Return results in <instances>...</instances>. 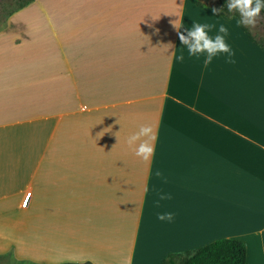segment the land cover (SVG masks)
Segmentation results:
<instances>
[{
	"label": "crops",
	"instance_id": "obj_1",
	"mask_svg": "<svg viewBox=\"0 0 264 264\" xmlns=\"http://www.w3.org/2000/svg\"><path fill=\"white\" fill-rule=\"evenodd\" d=\"M39 3L61 55L0 54V216L32 200L31 226L0 237L31 264H162L220 238L264 264V50L239 18L197 0ZM194 23L227 27L231 55L190 56L173 24ZM142 125L148 161L127 144Z\"/></svg>",
	"mask_w": 264,
	"mask_h": 264
},
{
	"label": "rangeland",
	"instance_id": "obj_2",
	"mask_svg": "<svg viewBox=\"0 0 264 264\" xmlns=\"http://www.w3.org/2000/svg\"><path fill=\"white\" fill-rule=\"evenodd\" d=\"M203 5H207L212 8H217L225 12H229L227 4L229 0H199ZM46 7H41L39 0H0V54L5 55L8 63L15 62L16 53L23 54V57L30 55H40L43 60H46V55L48 51H59V42L56 36H50L49 31H51L49 25L45 22L44 18L46 16ZM230 13L237 14L236 17L241 19L240 13L233 10ZM57 14V12L55 13ZM242 24V23H241ZM245 30H248L252 39L257 41L258 44L261 43L264 46V14L260 13L256 20L254 27H248L242 24ZM58 27V26H57ZM49 30V31H48ZM262 47V46H261ZM264 50V47H262ZM60 52V51H59ZM61 55V52H60ZM38 58L36 56H31V58ZM57 59L55 61L61 63ZM57 57V58H59ZM17 60V59H16ZM58 73L56 72V78ZM40 106L45 112V104L41 103ZM18 144V141H16ZM17 158L19 157V152H17ZM26 155L28 160L35 161L37 155L36 152L30 154L27 152H21V156ZM36 155V156H35ZM18 160V159H17ZM29 164V163H28ZM16 200L7 201V208L13 211L11 215L0 216V224L7 223L8 225H27L31 226V215L28 214L32 207V200L30 199L28 207L23 210L15 209ZM22 207L23 203H19ZM22 211V212H21ZM22 214V215H21ZM6 233L5 238L0 237V245L3 247L6 245L5 252L3 253L0 248V264H31L29 259H27V249H23L24 252H19L20 249L12 247L13 240L16 239L14 232ZM25 235V234H23ZM11 239V240H10ZM23 239L28 240L25 236ZM29 242V240H28Z\"/></svg>",
	"mask_w": 264,
	"mask_h": 264
},
{
	"label": "clouds",
	"instance_id": "obj_3",
	"mask_svg": "<svg viewBox=\"0 0 264 264\" xmlns=\"http://www.w3.org/2000/svg\"><path fill=\"white\" fill-rule=\"evenodd\" d=\"M229 12L236 10L240 13V23L248 27H254L256 20L259 17L261 9L264 8V0H229L227 4ZM173 27L177 30L179 40L182 45L187 46V50L190 56L196 54L206 53L207 57L204 60L205 66L211 63L213 56L217 53H230V48L225 42L224 35L227 34L228 28L223 24L219 26L218 34L215 37H210L206 29L213 27L212 25H205L194 23L192 28L187 32V36L179 32L180 26L173 24ZM184 56L180 55L177 57L178 61H183ZM147 137V139H142ZM155 140V135L151 126L142 125L138 132L129 136L127 144L132 147L137 141H141L137 147L134 148V154L140 157L144 161H148L153 153L152 141ZM158 176L159 172L156 173ZM147 191V188L145 189ZM168 197L161 196L160 199H166ZM161 221L172 220V215L161 214L158 216Z\"/></svg>",
	"mask_w": 264,
	"mask_h": 264
},
{
	"label": "trees",
	"instance_id": "obj_4",
	"mask_svg": "<svg viewBox=\"0 0 264 264\" xmlns=\"http://www.w3.org/2000/svg\"><path fill=\"white\" fill-rule=\"evenodd\" d=\"M197 3L206 6L199 0ZM212 9L225 16H237L217 8ZM260 13L264 14V8ZM259 45L264 47L261 43ZM162 264H246V244L236 238H220L194 249L169 253Z\"/></svg>",
	"mask_w": 264,
	"mask_h": 264
}]
</instances>
